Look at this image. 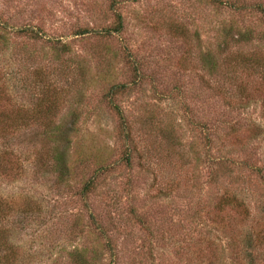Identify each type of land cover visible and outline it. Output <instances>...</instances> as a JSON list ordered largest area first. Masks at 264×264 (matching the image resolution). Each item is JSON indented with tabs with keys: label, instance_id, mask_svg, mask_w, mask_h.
I'll use <instances>...</instances> for the list:
<instances>
[{
	"label": "rangeland",
	"instance_id": "rangeland-1",
	"mask_svg": "<svg viewBox=\"0 0 264 264\" xmlns=\"http://www.w3.org/2000/svg\"><path fill=\"white\" fill-rule=\"evenodd\" d=\"M238 1L264 7V0ZM113 10L123 17L122 32L97 35L113 22ZM0 18L8 26L0 30L6 110L29 109L40 71L52 98H60L61 122L79 116L67 154L70 189L35 164L42 125L25 136L3 134L0 123V147L15 148L21 166L0 175V194L16 203L25 196L43 209L40 227L30 215L12 218L14 243L30 241L25 249L38 251L34 264H73L75 246L85 249L90 264H247L238 246L243 233L259 235L253 264H264V70L229 78L230 61L244 55L264 64L259 12L238 13L208 0H0ZM23 27L42 39L13 33ZM80 29L93 32L76 35ZM52 40L69 52L57 56ZM126 53L141 71L140 83L117 100L131 127L133 167L113 166L85 200L111 238V248H103L95 234L75 228L77 217L88 220L76 191L100 159L119 157L116 118L103 95L109 83L132 79ZM82 157L91 164L83 166ZM223 158L231 163L220 169ZM228 196L243 200L244 208L224 205Z\"/></svg>",
	"mask_w": 264,
	"mask_h": 264
},
{
	"label": "trees",
	"instance_id": "trees-1",
	"mask_svg": "<svg viewBox=\"0 0 264 264\" xmlns=\"http://www.w3.org/2000/svg\"><path fill=\"white\" fill-rule=\"evenodd\" d=\"M214 4L217 8H228L235 12H246L250 9L257 11L264 18V7L260 4L256 5H247L238 0H208ZM114 20L108 26L95 33L97 35H102L104 37H111L122 32L124 28L123 17L117 11L113 10ZM175 26H171L173 28ZM7 24L0 18V30L5 32L7 31ZM175 32L180 30L179 28H174ZM93 32L88 29H80L76 31V35H84L87 33ZM13 33L16 35L26 36L33 41L42 39L39 31L34 30L31 27H23L13 30ZM178 33L182 34V31ZM0 37L6 42V36L3 33H0ZM233 38V37H231ZM51 49L52 51L59 56L69 52V46L66 43L60 42L58 40H52ZM125 62L131 67L132 79L128 83L117 82L109 83L107 91L103 95V102L106 104L107 109L115 115L116 118V136L117 142L120 144V153L119 157L112 161V163H107L106 159H100L99 164L91 171V174L83 181L82 185L77 189L76 195L83 201V204H86L87 196L94 191V188L97 185L98 178L106 172H109L113 166L124 167L128 170H131L133 167V148H132V134L131 127L128 124V121L125 118L123 110L120 108L117 103L119 96H122L128 92L131 84L138 85L140 83V68L133 61L131 55L128 53L123 57ZM238 58V57H237ZM235 61H230L231 75H229L230 80L233 78L234 73L241 71H249L252 69L254 72L256 70H264V64L259 63L256 59H252L249 55L240 57ZM139 68V69H138ZM34 77V89L36 90L33 100L29 105V109L23 108L20 106H11L12 110L7 111L6 105L3 102H10L8 97L5 95V91L0 90V123L3 124L4 128H1L3 134H15L22 133V135L30 132V129L42 125V133L40 136L37 135L38 139L42 144L47 145L48 147L42 149L41 145L37 147L39 158L37 157L36 166L40 170L44 171L46 174L55 175L54 184L61 185L63 187L71 188L70 184L73 181V168L70 166L68 160V150L72 142V136L75 132L77 126V121L79 119L78 115L72 113L69 123L64 124L61 122L60 117L57 116L58 104L60 99L52 98L53 92L49 91V87L46 85V79H44V74L40 71H36ZM104 79V78H102ZM108 80V73L106 79ZM109 81H107L108 83ZM22 92H25L24 90ZM243 90L239 89L237 95L240 96V100L243 98ZM22 96V94H21ZM16 104V103H15ZM151 120V118H148ZM58 122H57V121ZM205 126V139L208 140L209 129ZM11 129V131H9ZM207 134V135H206ZM4 143V142H3ZM16 149L13 148L10 144L4 143L0 147V175H10L14 172H21V166L19 161L15 158ZM36 154H34L35 156ZM83 159V160H82ZM80 163L85 165H90L89 162L91 159L88 157H82L79 159ZM228 160H218L220 169L225 168ZM231 163V162H230ZM257 172L261 171V168H256ZM82 173V172H81ZM231 197V196H230ZM25 196L23 199L25 200ZM33 199V197H29ZM23 200V201H24ZM35 200V199H34ZM22 201V202H23ZM12 198V195L3 196L0 194V264H34L35 263V254L38 251H29L25 249V245L29 244L28 241L23 243L21 246L16 245L14 242L15 237V224L12 221V218L15 216L16 212L22 213L23 218L34 217L35 222L40 227L43 222H39V216L42 215L43 209L34 208V202L31 204L26 202L27 206L21 204V201H18ZM224 205H233L238 209L244 208L243 200H238L236 197H232L229 200V196L224 200ZM33 206V207H30ZM88 210L87 222L82 221L80 217H77L79 224L76 223V229L80 230L83 234L84 229H86L91 234H95L103 245V248H111V238L108 235V230L105 225L100 223L99 219L95 214H93L85 205L84 207ZM244 210V209H243ZM31 213V214H30ZM22 223V221H21ZM259 234V233H258ZM259 235L252 236L250 233H243V236L240 237L239 241L241 245L240 249L243 252V257L247 264H253V255L257 251L259 245ZM103 239V240H102ZM14 240V241H13ZM105 241V244L103 243ZM19 244V243H18ZM20 245V244H19ZM70 258L73 259V264H90L89 260L86 257L85 249H79L78 246H75L71 251Z\"/></svg>",
	"mask_w": 264,
	"mask_h": 264
}]
</instances>
